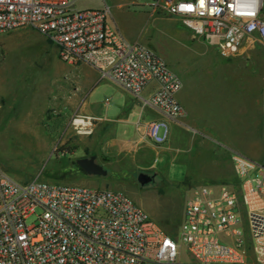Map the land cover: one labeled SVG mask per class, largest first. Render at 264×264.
I'll use <instances>...</instances> for the list:
<instances>
[{
  "label": "built area",
  "instance_id": "built-area-1",
  "mask_svg": "<svg viewBox=\"0 0 264 264\" xmlns=\"http://www.w3.org/2000/svg\"><path fill=\"white\" fill-rule=\"evenodd\" d=\"M73 2L0 0V35L34 29L64 64L86 65L115 81L143 107L161 112L164 119L149 123L147 136L166 143L170 123L184 116L182 79L152 48L114 28L109 8L77 10ZM251 4L156 0L151 8L230 58L256 39L264 44V0L243 7ZM231 159L237 183L191 188L175 236L124 192L39 178L19 182L0 167V264H264V166L236 154Z\"/></svg>",
  "mask_w": 264,
  "mask_h": 264
},
{
  "label": "rangeland",
  "instance_id": "rangeland-1",
  "mask_svg": "<svg viewBox=\"0 0 264 264\" xmlns=\"http://www.w3.org/2000/svg\"><path fill=\"white\" fill-rule=\"evenodd\" d=\"M71 1L77 10L109 8L108 22L114 28L162 56L180 76L185 90L198 96L191 106L201 111L210 100L215 109L211 115L201 111L193 121L173 124L168 141L172 149L168 151H152L147 142H139L134 126L139 110L132 111L129 124L120 125L114 140L131 143L136 152L113 159L97 157L107 175L87 176L77 169L76 162L97 156L107 125L100 126L98 132L91 117L81 110L86 90L79 84L84 67L62 63L57 47L34 29L5 33L0 35V167L19 182L39 178L52 184L124 192L173 234L183 220L190 189L208 184L201 179L208 171L195 169L200 163L173 161L175 154L189 157L184 153L194 129L235 136L243 147V137L256 138L258 146L253 148L264 151V44L256 39L240 54L227 58L182 21L162 18L159 11L152 15L156 0ZM131 96L105 79L86 101L93 105L94 115L105 117L109 108L106 117L116 118L115 107ZM215 138L231 156L235 153L234 145L224 136ZM143 173L153 176L150 184L139 182ZM236 182L235 176L232 184ZM244 231L249 239L247 227ZM180 251V259L189 258L185 247Z\"/></svg>",
  "mask_w": 264,
  "mask_h": 264
},
{
  "label": "crops",
  "instance_id": "crops-1",
  "mask_svg": "<svg viewBox=\"0 0 264 264\" xmlns=\"http://www.w3.org/2000/svg\"><path fill=\"white\" fill-rule=\"evenodd\" d=\"M124 37L126 38V36ZM126 39L129 41L135 42L134 40H131L129 38H126ZM69 67L73 68L72 66H69ZM79 67L80 68L84 67L82 69L83 72L81 73V76H80L79 85H80V88L83 87V89L86 90L83 96V103L81 105V110L84 111L85 114H87L89 117H91V120L93 122V127L95 124L98 132H99V128H101L100 126L107 125L106 127L107 135L105 139L98 145L96 157L98 158L106 157L108 159H111V158L113 159L115 156H121L122 153L128 155V154H133L136 152V148H134L131 143L123 142L122 144H119V142H116L114 140L115 138L114 135L118 134L120 130V125L122 127L124 126V124H129L131 112L136 109L139 110V117H138V120L135 122L134 126L139 136V142H147L148 148L152 151H164V150L168 151L169 149H172L168 145L169 140L162 145H155L149 140L147 136L148 124L153 121L164 119L161 112L153 107H143L140 101H138L132 96L128 99L126 103H120V105L115 107V110L113 111V113L116 112L115 113L117 114L116 118L106 117L107 113L109 112V108H107V110L105 111V117H103L102 115L100 116L94 115L92 112L93 105L88 104L86 100L88 99L89 96L93 95L97 87H99L101 84L104 83L105 79H102L98 71H96L95 69L89 66L81 65ZM77 100H78V93L76 94L75 101ZM194 100L197 101L198 96H196L195 93L194 94L191 93V89L185 90L183 86V89L181 93L179 94V101L184 108V116L178 119L177 121L171 122L170 126H173V124L185 123V119H188V121L189 120L193 121L195 120V115L200 114L201 111H203V113L208 112L209 115H211L212 111L215 109V105L212 106V103L209 100L208 104L206 103L207 105L203 106V109L201 111H198L196 106H191ZM106 104L108 106L109 102H107ZM146 113H150V114L145 115ZM194 133L195 135L193 136V138H189V142L187 144L188 147L185 148L186 151L184 154L188 155L189 157L183 158L181 154H175L176 156H173L174 157L173 161L175 159L179 163L183 164V163H186L187 160H190V161L195 160L196 163H200L198 167L195 169H199L202 171L203 170L208 171L205 174H203L201 178L202 180L207 181L206 183L208 184L206 185H221V184H227V183H231L227 185H235V184H232L236 174H235V170H234L232 159H231V157L234 154L246 157L256 163H264L263 149L257 150L256 148H253V147L258 146V140L256 138L243 137L242 138V140H244L243 145L245 146L243 147L241 144L236 142V140L234 139L235 136L229 137V135L225 133L223 134V132L221 131H215L216 135H213L212 133H205V132L200 133L194 129ZM222 136H224L225 139L230 142V144L234 145L235 153L232 156L230 155V153H228V151L225 148H223L220 145L219 141H217L215 138V137H222ZM226 136L229 137L230 139H228ZM246 146L248 147L246 148ZM200 148L202 150H199ZM202 155L205 157L201 158L200 156ZM189 176H190V173H189ZM236 180H237V177H236Z\"/></svg>",
  "mask_w": 264,
  "mask_h": 264
},
{
  "label": "water",
  "instance_id": "water-1",
  "mask_svg": "<svg viewBox=\"0 0 264 264\" xmlns=\"http://www.w3.org/2000/svg\"><path fill=\"white\" fill-rule=\"evenodd\" d=\"M76 165L87 176L105 177L107 175V171L97 162L96 156L81 158L77 160ZM138 180L142 185H148L152 182V178L145 174H141Z\"/></svg>",
  "mask_w": 264,
  "mask_h": 264
},
{
  "label": "clouds",
  "instance_id": "clouds-1",
  "mask_svg": "<svg viewBox=\"0 0 264 264\" xmlns=\"http://www.w3.org/2000/svg\"><path fill=\"white\" fill-rule=\"evenodd\" d=\"M254 4H255V0H252V4L251 5H243V7H252V6H254Z\"/></svg>",
  "mask_w": 264,
  "mask_h": 264
},
{
  "label": "trees",
  "instance_id": "trees-1",
  "mask_svg": "<svg viewBox=\"0 0 264 264\" xmlns=\"http://www.w3.org/2000/svg\"><path fill=\"white\" fill-rule=\"evenodd\" d=\"M77 169L79 170V171H81V169H79V167L77 166ZM82 172V171H81ZM237 183V182H236ZM179 227V226H178ZM170 235H172V236H175V233H170V232H168Z\"/></svg>",
  "mask_w": 264,
  "mask_h": 264
},
{
  "label": "flooded vegetation",
  "instance_id": "flooded-vegetation-1",
  "mask_svg": "<svg viewBox=\"0 0 264 264\" xmlns=\"http://www.w3.org/2000/svg\"><path fill=\"white\" fill-rule=\"evenodd\" d=\"M144 174V173H143ZM145 175H147L148 177H151L152 178V180H153V176H151V175H149V174H145Z\"/></svg>",
  "mask_w": 264,
  "mask_h": 264
},
{
  "label": "snow or ice",
  "instance_id": "snow-or-ice-1",
  "mask_svg": "<svg viewBox=\"0 0 264 264\" xmlns=\"http://www.w3.org/2000/svg\"><path fill=\"white\" fill-rule=\"evenodd\" d=\"M201 5H203V0H201Z\"/></svg>",
  "mask_w": 264,
  "mask_h": 264
}]
</instances>
